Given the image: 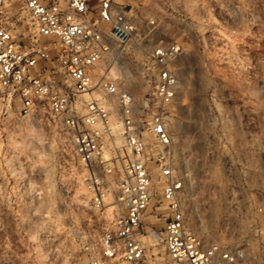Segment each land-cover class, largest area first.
<instances>
[{"label":"rangeland","instance_id":"rangeland-1","mask_svg":"<svg viewBox=\"0 0 264 264\" xmlns=\"http://www.w3.org/2000/svg\"><path fill=\"white\" fill-rule=\"evenodd\" d=\"M115 1L137 35L128 49L113 44L110 63L120 64L113 72L136 97L150 88L140 67L149 65L147 52L181 46L172 62L171 133L188 228L205 244L242 250L238 264H264V0ZM20 24L32 30L27 16ZM119 168L111 181L122 176ZM85 176L56 118L0 112V264H128L101 253L124 211L117 188L96 207ZM150 242L157 262L167 264L162 242Z\"/></svg>","mask_w":264,"mask_h":264},{"label":"built area","instance_id":"built-area-1","mask_svg":"<svg viewBox=\"0 0 264 264\" xmlns=\"http://www.w3.org/2000/svg\"><path fill=\"white\" fill-rule=\"evenodd\" d=\"M22 16L32 30L18 29ZM127 16L115 0H0V112L56 118L85 167L94 206L103 207L111 185L117 188L124 211L102 238L103 256L159 264L149 251L154 239L167 264H238L243 251L205 244L188 228L181 205L171 133L178 89L172 62L181 46L158 44L147 52L149 65L140 67L150 88L136 97L113 72L120 64L110 63L113 44L121 51L135 43ZM114 164L122 176L111 181Z\"/></svg>","mask_w":264,"mask_h":264},{"label":"snow or ice","instance_id":"snow-or-ice-1","mask_svg":"<svg viewBox=\"0 0 264 264\" xmlns=\"http://www.w3.org/2000/svg\"><path fill=\"white\" fill-rule=\"evenodd\" d=\"M109 255H112L111 253H109Z\"/></svg>","mask_w":264,"mask_h":264}]
</instances>
